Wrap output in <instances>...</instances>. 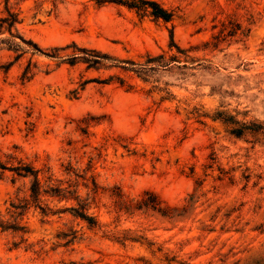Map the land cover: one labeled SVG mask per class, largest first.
I'll return each mask as SVG.
<instances>
[{
    "label": "rangeland",
    "instance_id": "obj_1",
    "mask_svg": "<svg viewBox=\"0 0 264 264\" xmlns=\"http://www.w3.org/2000/svg\"><path fill=\"white\" fill-rule=\"evenodd\" d=\"M118 1L0 0V264H264V0Z\"/></svg>",
    "mask_w": 264,
    "mask_h": 264
},
{
    "label": "trees",
    "instance_id": "obj_2",
    "mask_svg": "<svg viewBox=\"0 0 264 264\" xmlns=\"http://www.w3.org/2000/svg\"><path fill=\"white\" fill-rule=\"evenodd\" d=\"M116 3L125 5L126 7L130 8V9H136L138 11H144V12H148L149 11V14L152 17H154L155 19H161L164 22H168L170 20V18H171L170 13H168L166 10H164L156 2H153V1H149V0H131V1L119 0ZM24 173H25L24 175H28V174L32 175L34 177L35 185L38 184L36 174L32 170H30V169L25 170ZM33 194L35 195V197H37V193L36 192H33ZM150 207L152 209H157V206H155V205L150 206ZM167 210L171 211V209H168V208H167ZM76 215L80 219H82L84 221H87L88 223H92V219L87 217L84 213L77 212Z\"/></svg>",
    "mask_w": 264,
    "mask_h": 264
}]
</instances>
